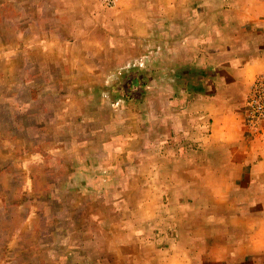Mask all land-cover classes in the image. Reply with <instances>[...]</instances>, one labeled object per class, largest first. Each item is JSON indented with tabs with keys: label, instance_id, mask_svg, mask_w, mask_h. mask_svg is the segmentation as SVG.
I'll use <instances>...</instances> for the list:
<instances>
[{
	"label": "rangeland",
	"instance_id": "obj_1",
	"mask_svg": "<svg viewBox=\"0 0 264 264\" xmlns=\"http://www.w3.org/2000/svg\"><path fill=\"white\" fill-rule=\"evenodd\" d=\"M206 1L0 0V264H156L199 226L182 180L214 172L189 161L200 107L174 84ZM237 90L264 148V70Z\"/></svg>",
	"mask_w": 264,
	"mask_h": 264
},
{
	"label": "crops",
	"instance_id": "obj_2",
	"mask_svg": "<svg viewBox=\"0 0 264 264\" xmlns=\"http://www.w3.org/2000/svg\"><path fill=\"white\" fill-rule=\"evenodd\" d=\"M200 5L210 10L207 18L212 27L206 36L185 39L196 41V47L187 50L188 58L174 88L198 97L200 108L191 133L197 142L193 150L201 156L189 161L196 165L194 169L214 172L213 181L207 186L199 171L191 180H182L196 192L182 191L178 200L181 207H187L186 218H200L199 226L190 225L185 243L158 246L166 249V255L152 262L264 264V148L252 150L245 144L240 116L229 104L235 99L232 89L238 92L264 70V0H210L197 4L194 10ZM173 99L179 104L177 96ZM183 101L181 111L189 106V101ZM183 150L180 147L181 155ZM216 153L222 154L221 161L210 159ZM236 153L238 159L232 156ZM244 185L248 187L244 189ZM161 198L167 195L161 194Z\"/></svg>",
	"mask_w": 264,
	"mask_h": 264
}]
</instances>
